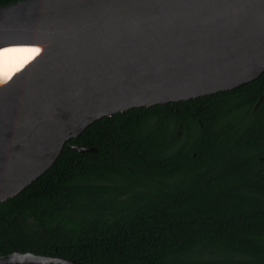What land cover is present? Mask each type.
Returning a JSON list of instances; mask_svg holds the SVG:
<instances>
[{
  "label": "trees",
  "instance_id": "obj_1",
  "mask_svg": "<svg viewBox=\"0 0 264 264\" xmlns=\"http://www.w3.org/2000/svg\"><path fill=\"white\" fill-rule=\"evenodd\" d=\"M16 251L87 264H264V72L91 123L0 201V256Z\"/></svg>",
  "mask_w": 264,
  "mask_h": 264
},
{
  "label": "water",
  "instance_id": "obj_2",
  "mask_svg": "<svg viewBox=\"0 0 264 264\" xmlns=\"http://www.w3.org/2000/svg\"><path fill=\"white\" fill-rule=\"evenodd\" d=\"M18 41L40 50L0 74V201L103 116L258 78L264 0H19L0 5V47ZM0 264L87 263L16 251Z\"/></svg>",
  "mask_w": 264,
  "mask_h": 264
},
{
  "label": "bare ground",
  "instance_id": "obj_3",
  "mask_svg": "<svg viewBox=\"0 0 264 264\" xmlns=\"http://www.w3.org/2000/svg\"><path fill=\"white\" fill-rule=\"evenodd\" d=\"M39 50L38 46L22 43V41L2 45L0 47V74L7 72L5 78L13 73L16 76V72L18 74L19 70H23L31 61L36 59Z\"/></svg>",
  "mask_w": 264,
  "mask_h": 264
}]
</instances>
